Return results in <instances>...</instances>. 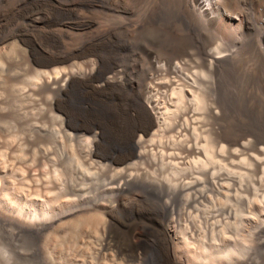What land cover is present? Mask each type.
Segmentation results:
<instances>
[{"label": "bare ground", "instance_id": "6f19581e", "mask_svg": "<svg viewBox=\"0 0 264 264\" xmlns=\"http://www.w3.org/2000/svg\"><path fill=\"white\" fill-rule=\"evenodd\" d=\"M144 33L162 47L146 44L113 63L102 84L89 80L111 59L117 35ZM15 37L21 63L38 75L21 97L34 110L50 92L59 137H92L97 150L81 155L107 173L101 183L81 174L70 187L87 203L81 210L101 214L99 253L115 264H264V0H0V54ZM44 52L62 57L44 61ZM82 90L86 113L75 106ZM101 148L110 152L99 156ZM6 209L19 237L41 236L68 214L47 222L12 203ZM239 238L248 245L240 255L228 250ZM192 241L203 253L189 249Z\"/></svg>", "mask_w": 264, "mask_h": 264}, {"label": "rangeland", "instance_id": "374dc122", "mask_svg": "<svg viewBox=\"0 0 264 264\" xmlns=\"http://www.w3.org/2000/svg\"><path fill=\"white\" fill-rule=\"evenodd\" d=\"M18 35H20V33ZM17 41L18 38L15 37L7 43V45H4L6 48H4L5 50L0 54V170L3 171H0V264H115L108 254L99 253L96 250L100 238V232L98 230L99 223L102 221L100 212H84L81 210L83 207L87 206V203L81 201L70 191L71 185L77 181V179L79 180L81 174L88 176L93 175L92 177L94 178L97 177L95 180L98 183L100 180L103 182L106 179L107 173L101 171V169L97 167V159L84 161L85 159L81 155V151H90V149L97 150L94 147V141H92V137L88 136L81 141L71 143L59 137V127L57 128L58 123L55 118L56 99L50 92L46 91L42 93V96H38L40 99L39 107L34 110L29 108L27 100L20 95L22 91L21 87H34V85L38 83L36 82L38 80V75L30 69L28 64L21 63L16 51ZM157 41L156 36L150 33H144L142 37L136 36L135 34L128 35L127 37L123 34L117 35V43L113 44L110 53L111 59L109 60L108 58L105 61L98 62L96 68H94L95 70L93 69L92 72L90 71L89 80L96 85L102 84L107 70L111 68L113 63L116 62L121 64L128 61L132 58L131 54H137L139 49H145L147 47L146 44L151 43L154 45V49L159 50L162 46L159 45L160 41ZM12 44L15 46L13 47ZM39 57L41 60L47 61L54 57H62V54L44 52V54H40ZM72 64H74L73 69L75 70L76 79L79 81L86 80L85 77L78 74L87 70L82 60L77 59L73 61ZM29 75L30 77H28ZM70 94L71 93L64 91L61 98L66 100L67 97H70ZM75 98V106L77 109L82 113H86L88 111L87 91L82 90ZM51 115L53 117H50ZM34 116L39 119L36 124H39V126L46 130L45 138L43 139L37 137L35 125H33L32 122V117ZM100 140V137H98L97 141L99 143L102 142ZM46 151L49 152L50 155H48L47 158ZM42 152L44 156L41 154ZM101 152L104 154L110 151L106 148H101L98 150L99 156L102 155ZM25 158L27 160H25ZM13 163L14 167H11ZM9 167H11L12 170L11 168L9 170ZM27 168H32L34 170L35 176L33 179L27 178L25 175ZM86 169L88 170L87 172ZM95 170L98 172H95ZM100 171L102 175H98ZM66 172H69V174L67 175ZM46 178L52 187L55 185L53 187L54 189H51L52 187L46 182ZM24 179H26V181ZM70 179H72V181ZM37 180L39 183L41 182L40 185ZM55 181L56 184H54ZM29 182L31 183L29 184ZM42 182L48 185V187L45 188L46 190L41 186V184L43 185ZM49 187L51 188L49 189ZM41 188L44 189L45 192L41 190ZM6 198H8V200ZM9 203L15 204L17 207L19 206V208L36 211L37 217L47 222L52 221L63 212H67L68 214L60 221L55 222L48 230L42 233L43 235L41 234V236L36 237L32 234H24L19 237L21 234L15 235L16 233L5 224V220L9 218L6 209ZM78 211L80 212L78 213ZM98 220L99 222H97ZM188 245L190 246V250L196 253H203V249H200L201 245L199 246L198 242L192 241ZM181 246L179 252L181 256L185 258V248ZM247 247V241L239 238L238 241L232 242L229 245L228 250L240 255L247 250ZM208 252L210 253L209 250ZM125 264H131V262L127 260Z\"/></svg>", "mask_w": 264, "mask_h": 264}]
</instances>
